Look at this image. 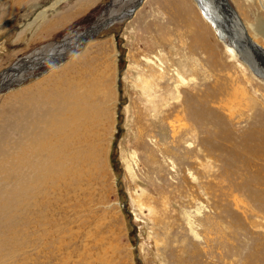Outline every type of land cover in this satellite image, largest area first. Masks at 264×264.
I'll return each instance as SVG.
<instances>
[{
    "label": "rangeland",
    "instance_id": "rangeland-1",
    "mask_svg": "<svg viewBox=\"0 0 264 264\" xmlns=\"http://www.w3.org/2000/svg\"><path fill=\"white\" fill-rule=\"evenodd\" d=\"M187 1L0 0V76L120 16L0 87V264H264V59Z\"/></svg>",
    "mask_w": 264,
    "mask_h": 264
},
{
    "label": "bare ground",
    "instance_id": "bare-ground-1",
    "mask_svg": "<svg viewBox=\"0 0 264 264\" xmlns=\"http://www.w3.org/2000/svg\"><path fill=\"white\" fill-rule=\"evenodd\" d=\"M134 1L140 2L141 0H134ZM185 1L188 2L187 0H185ZM231 1L235 4V6L237 7V10L243 16V20L240 19L241 17H239V15L237 16L236 14H234V12H232L233 9L229 6L227 0H195L196 5L198 6V8L201 10V12L203 14V17L206 19V22H208L207 25H206V23H204L200 14L198 13L197 9L195 8V12L201 18V22H202V23L199 22L195 16V14H194L195 19L197 20L196 26H199V28L201 26L200 31L202 34L199 33V36H200V34L204 35L207 32L205 27L210 28V26H211L212 28L215 29L216 32H218L217 29L220 31V29H219L220 24L223 22V20H225V17H226L224 14H228L230 17H232L234 19L232 21V25L236 24L233 26L231 25V29H232V33H233V34H231L232 37L227 38L226 35H224V34L221 35L220 32H218L220 35L219 39L224 43H226L227 39H230L234 44L238 43L237 46H240V47L243 45H245V47H246L248 45V46H250L249 47L250 50L252 48L253 51H255V53H257L258 55L261 56V58L264 59V47H263L264 46V41H263L264 31H263V33L259 34L257 32L256 28L254 27V24H253L254 20L253 21L249 20V16H248V12H251L252 9H254V7L260 8L264 14V0H258V1H256L257 3H255V1H252V0H231ZM116 17L120 18L119 15L112 17V18H110V17L109 18L108 17L102 18L101 21L98 22L97 26H95L93 29H91V31H89L85 34L77 35L79 37L78 39L76 38V36L67 37V40H65V41H63L57 45L55 44V45L48 46L47 49L49 51H51L50 54H48V51H46L44 49L42 51L33 53L32 56H30L26 59H22V60L18 61V63L12 68V70H10V71H8V72H6L0 76V87L11 83L12 81H14L17 78H21L26 71L38 68L39 66H41L45 63H48L51 60H53V62H50L48 64H50V65L53 63L55 64V62H57L61 58L66 57L73 48L79 47V45L82 44V42L84 43V41L86 42L88 40L87 38H89L90 35L98 33L102 28H104V26L107 22L112 21ZM242 21L247 22L248 28H249L248 31H250L252 33V36L248 35L247 29L245 27H242V25H244V23ZM263 21H264V19H263ZM259 28L261 29V27H259ZM229 32H231V30H229ZM235 33H237V34H235ZM261 45H263V46H261ZM230 51L232 54H235L234 48L231 47ZM247 54H248L249 60H251V57L255 58L254 52L252 53V50L250 52L248 51ZM252 64H255V63H252ZM195 107L191 108V106L182 102L179 105L174 106L172 108V110L171 109L170 110L172 113L173 112H180V111L185 112L186 113V119H187L186 122H188V120L192 119V117H190L189 115H190L191 111L195 109ZM191 121H193V120H191ZM191 121H190L189 126L193 127V125H191ZM186 126H187V124H186ZM183 128L186 129L185 125ZM187 129L183 130V133L185 135L188 134ZM193 131H194V129H193ZM6 182H8V178L6 179ZM1 188H3V189H1L0 191H5L4 193L0 194V201L3 202V201L8 199V188L4 187V186Z\"/></svg>",
    "mask_w": 264,
    "mask_h": 264
},
{
    "label": "water",
    "instance_id": "water-1",
    "mask_svg": "<svg viewBox=\"0 0 264 264\" xmlns=\"http://www.w3.org/2000/svg\"><path fill=\"white\" fill-rule=\"evenodd\" d=\"M142 3H143V0H141L140 3H139L138 5H136V7L133 8V14H134V12H135L136 10H138V8L142 5ZM251 50H252V52H255V51H253L252 48H251ZM259 70H260V72H262V69H261V68H260ZM263 73H264V72H263ZM128 214L132 217V213H130V212L128 211Z\"/></svg>",
    "mask_w": 264,
    "mask_h": 264
}]
</instances>
